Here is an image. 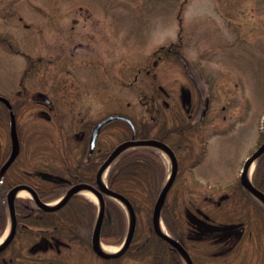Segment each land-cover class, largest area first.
Segmentation results:
<instances>
[{
    "label": "rangeland",
    "instance_id": "374dc122",
    "mask_svg": "<svg viewBox=\"0 0 264 264\" xmlns=\"http://www.w3.org/2000/svg\"><path fill=\"white\" fill-rule=\"evenodd\" d=\"M58 12L57 24L53 18ZM58 42L62 62L55 59ZM184 86L193 108L202 93L206 99V114H194L191 120H203L199 127H190L183 138H165L180 158L167 214L179 230L189 232L188 210L196 214L197 207H205L195 205L204 203L210 185L238 181L244 160L264 140V0H0V94L12 100L27 96L30 102L16 115L22 160L39 162L45 169L57 147L64 150L65 143L70 149L67 141L76 142L79 129L87 131L89 142L93 125L114 112L137 122L155 114L166 121V128L174 127L177 115L188 121ZM1 114L0 136L10 144V116ZM214 129L220 131L211 135ZM130 134L127 123L111 121L99 135L97 155L108 154ZM203 151V162L190 168L186 178L187 155L198 159ZM166 162L171 172L170 156ZM244 203L225 206L220 217L248 225L249 206ZM151 219L152 213L139 211L134 244L119 257L107 260L88 241L74 239L55 260L153 264L156 248H139L151 235ZM119 242L111 238L108 244ZM189 246L198 264H262L260 242H249V235L220 258L212 257L207 242Z\"/></svg>",
    "mask_w": 264,
    "mask_h": 264
},
{
    "label": "trees",
    "instance_id": "16d2710c",
    "mask_svg": "<svg viewBox=\"0 0 264 264\" xmlns=\"http://www.w3.org/2000/svg\"><path fill=\"white\" fill-rule=\"evenodd\" d=\"M18 99L21 100L17 101ZM24 105H30L27 96L17 97L14 102L15 110L19 111L18 109H21ZM0 106L2 107L1 111L3 109L7 110V107L3 103H0ZM28 108L31 107L28 106ZM5 113H0L4 119L8 115L7 112ZM177 117H180V115H177ZM182 121L180 119L179 122ZM157 128H159L158 131L163 130L167 134L166 121L161 122L158 116L154 114L148 120L140 122L136 136L158 137L156 135L158 131L155 132ZM158 138L165 140L163 137ZM262 139H264V135ZM67 142L68 145L71 144L70 149L69 147L67 149V145L65 146V143H62L64 150L61 149L60 151V148L57 147L56 152L54 151V160L48 164V167L44 163L46 175L42 182L33 178V176L28 178V181L36 186L39 196L44 200H49L50 198H55L63 194L69 186L77 182H97V169L105 159V154L98 156L94 153L90 157L88 154L89 142H87L86 138L80 140V137H77L76 142ZM79 149H83L81 150L82 154L81 152H75ZM73 153L80 155V157H72ZM83 153H86V155ZM40 164L39 162H36V164L30 163L29 166L33 167L32 165H34V168H38L37 165ZM166 177L167 166L161 153L151 147H137L123 152L116 159L108 172L107 180L112 189L123 194L130 200L138 215L139 211L144 209L150 216ZM253 180L255 185L264 191V153L257 161ZM4 199L5 194H1L0 203L2 206H5L6 203ZM166 204L162 210L163 217L172 233L179 238L180 232L171 222L167 214L170 206H166ZM16 206L37 205L31 198H18ZM97 211L98 205L94 201L82 194H75L58 210L45 212L46 226H50L51 233H55L67 244L74 239L88 241L91 244ZM59 217L60 223L57 224L56 222L59 220ZM126 229L127 215L125 210L115 198L106 196L105 216L101 228V237L107 242L111 238L121 241L126 234ZM150 231L151 235L142 248L146 249L152 246H154V249L156 248L153 252V264H183L176 249L172 248L166 239L157 234L152 225L150 226ZM248 235L249 232H246L239 237L232 244V251L239 248ZM158 242L159 245L157 244ZM229 245L231 244L226 243L223 246L227 247ZM229 252H231L229 249H221L220 253L212 254V257L220 258Z\"/></svg>",
    "mask_w": 264,
    "mask_h": 264
},
{
    "label": "flooded vegetation",
    "instance_id": "af4514ba",
    "mask_svg": "<svg viewBox=\"0 0 264 264\" xmlns=\"http://www.w3.org/2000/svg\"><path fill=\"white\" fill-rule=\"evenodd\" d=\"M59 14L60 12L55 13L53 18L54 22L57 24L58 20H61V16ZM104 15L106 16V14ZM72 19L76 24L79 23V18L77 16H73ZM56 44L57 48L55 59L59 62H62L63 59L61 55V43L58 42ZM169 50L171 51L172 48H169ZM153 76L156 77L155 74H153ZM165 92L167 95L169 94L168 91ZM203 95L204 94L202 93L201 98L199 99L198 108H193V104L189 102V100L191 99L189 96V87L184 86L182 98L184 99V102H186V111H184V115L187 114L188 121L184 120L183 117L180 116L177 118L178 121L175 123L174 127L167 128V134H165L163 130H159L161 132L159 133L158 131L156 135L158 137H163L164 139L172 135L183 138L186 134V131H188L190 127L198 126L199 122L203 120H196L195 122H192L191 120L195 118H193L194 114H201L203 112V114H206V110L202 109L203 103H205L206 100L205 98H203ZM71 112L74 115L78 114L75 106H72ZM203 114L202 119H204ZM184 118L187 119L186 115ZM180 119H182L183 121L179 122ZM109 123H111V121L106 123L103 128ZM139 125L140 122H137V129ZM92 129L90 132V136L92 133ZM79 130L81 131L79 134L76 133V136L80 137V140H84L85 138L87 139V131L85 129ZM218 131L220 130L214 129L213 131H211L212 133H210L211 135H214ZM98 142L99 140L97 138V149L93 153L89 154L90 157L94 153L96 154L99 152ZM170 144L172 145V143ZM186 145L187 148L191 146L188 142L186 143ZM12 150L13 147L11 141L10 144H6L0 136V195L5 194L7 196L9 190L18 184L30 185L33 189L36 190L37 194H39L36 186L31 184L32 182L28 181V178L33 176V178H36L40 182H42L45 178L46 171L44 170V168H41V166H39L38 168H34V165H32L33 167H30V161H25L20 158L22 151V141H20L18 155L6 168H4L12 153ZM205 152L206 151H203L202 155H199L198 159L191 156V154L187 155L188 161L190 160L192 163L190 162L191 165H188V169L185 172L186 178L189 179V175L192 170H190V168H194L195 166L203 162ZM177 159L178 161L180 160L178 154ZM188 179L186 181L187 183H189ZM239 187L241 190L239 189ZM208 190L209 193L204 194L203 196L204 203L202 204L198 201V205H195L205 207H197V214L192 213L191 210H188V214L190 216V226H188L189 232H185V229H178L180 232V241L189 250H191L189 245L192 243L208 242L212 246L213 254L220 253L221 249H230L231 251L233 249L232 244L236 241L238 235L245 232V230L243 231V229H241V227H238L237 224L246 227V222L236 221L232 218H221L220 216L223 215L221 213V209H223L225 206H243V203L246 202L249 206V242L250 239L254 243L260 242V247L262 250V264H264V206L256 201V199L251 194L247 196L240 183L239 178L236 182H230L228 186H222L217 183L214 186L210 185V188ZM211 192H213V194ZM216 192L218 193L217 196H215ZM243 192L245 193V195ZM17 199L18 198L15 199V206H13L14 212L12 211V206H9L8 200L5 203V206H2L0 203V264H62L60 261H56L55 258L57 257V254L60 255L63 245L64 247H67L69 246V243L67 244L66 242L62 241L61 238L55 233H51V227L46 226L45 212L51 210H46L40 206H16ZM166 203V206H168V201ZM59 208L53 210H58ZM230 212L231 210H228L226 208L225 214H229ZM14 219L15 231L11 239H9L14 226ZM56 223H60V217ZM9 229L10 232L8 233ZM145 240L146 241L144 245L146 244L148 239ZM226 243H230L231 245L227 247L223 246ZM133 244L134 240L129 249ZM142 247L143 245H141L139 248ZM50 251L56 254H54V256H48L47 253ZM47 259H49L48 262ZM109 259L110 258H107V260Z\"/></svg>",
    "mask_w": 264,
    "mask_h": 264
},
{
    "label": "water",
    "instance_id": "95a60500",
    "mask_svg": "<svg viewBox=\"0 0 264 264\" xmlns=\"http://www.w3.org/2000/svg\"><path fill=\"white\" fill-rule=\"evenodd\" d=\"M0 100L4 101L10 108L12 107V104L7 97L0 95ZM114 118H122V119L127 120L128 122L131 123L132 127L134 128V132H135V125H134V123L130 117L123 115V114L109 115V116L103 118L94 127L92 140H91V151L93 150V148L95 146V143H96V140H97V137H98V134L100 132L101 127L107 121L114 119ZM11 138H12L13 150H12L11 156L9 157L8 161L6 162L4 168H6L14 160V158L18 155V152H19V136H18V131H17L16 116H15V113L13 111H11ZM156 143H159V144H162L163 146H166L167 149L169 150V155H171V158L173 161V171H172L171 175L169 176L166 184L164 185V187H163V189H162V191L158 197V200L156 202L154 213H153L154 227H155L156 231L163 238H165L167 241H169L174 247H176L180 251V253L183 255L187 264H194L193 259L191 257V254L189 253L187 248L180 241H178L174 236H172L170 233L169 234L163 233L159 229V226H158V219H159V215L161 212V208L164 204V201L166 199L168 191H169L170 187L172 186V184L175 180L176 174H177V158H176L174 151L172 150L171 147H169V145H167L166 143H164L162 141L154 139V138H132V139L126 140V141L122 142L121 144H119L116 148H114L110 152V154L108 155L106 160L101 164V166L97 172V185L91 184V183H84V182L77 183V184L73 185L62 196V198L58 201V203L55 205H50L46 201H43L38 196L36 190L27 184H18L16 186H14L13 188H11V190L8 193L9 205L12 206V211L14 212L13 206H15V198H16L15 191L24 187V188L29 189L32 192V195H33L35 201L38 203V206H40L46 210H53V209L62 207L65 203H67V201L75 193L80 192V189L82 187H87L91 191H93L94 193L97 194V196L99 198V205H100V211H99L97 223H96L94 234H93V245H94L96 252L98 254H100L101 256H105V257L122 255L128 249V247L131 244V241L133 239V235H134L135 227H136L135 210L132 207V204L130 203V201L124 195H122L121 193L110 188L107 183L102 182L101 176H102V173L104 172V170L106 168H108L110 166V164L115 160V158L118 155H120L123 151L129 149L132 146H154ZM125 145H129V146L124 147ZM263 152H264V142L250 156H248L247 159L245 160L243 168H242V172H241V181L244 184V186L252 194H254V195L259 194L264 199V192L261 191L259 188H257L251 180L249 181L246 178V173L249 169L250 164L252 162L256 163L257 159L260 157V155ZM105 193L117 198L118 200H120L122 202H124L126 204L128 210H129V213L131 216L130 228H129V231H128V234H127V237H126L124 243L121 245L120 249L117 252H113V253H109V254L101 252L98 249V243L100 241V230H101V226H102V222H103V217L105 214V196H104ZM262 202L264 203V201H262ZM14 231H15V219H14L13 230H12V233H11L9 239H11L12 235L14 234Z\"/></svg>",
    "mask_w": 264,
    "mask_h": 264
},
{
    "label": "bare ground",
    "instance_id": "6f19581e",
    "mask_svg": "<svg viewBox=\"0 0 264 264\" xmlns=\"http://www.w3.org/2000/svg\"><path fill=\"white\" fill-rule=\"evenodd\" d=\"M129 145H125L124 147H127ZM156 148H158L160 151H162L166 156L169 157V150L167 149L166 146H163L162 144H159V143H156L154 145ZM254 165L255 163L252 162L249 166V169L246 173V178L247 180H251L252 178V173H253V170H254ZM106 173H107V168L104 170V172L102 173V176H101V180L102 182H105V178H106ZM80 192H82L83 194L87 195L88 197H91L93 198L94 200H99L98 196L96 193H94L93 191H91L89 188L87 187H82L80 189ZM31 192L26 189V188H20L18 190L15 191V195H19V196H28L30 195ZM260 200L264 201V199L259 195V194H255ZM158 226H159V229L163 232V233H166V234H169V231L167 229V227L165 226L164 222H163V219L161 218V216L159 215V219H158ZM10 232V229L8 231V233ZM1 242V240H0ZM98 249L101 251V252H104V253H112V252H115L118 250V247L117 246H111V245H106L104 244L101 240L99 241L98 243Z\"/></svg>",
    "mask_w": 264,
    "mask_h": 264
}]
</instances>
